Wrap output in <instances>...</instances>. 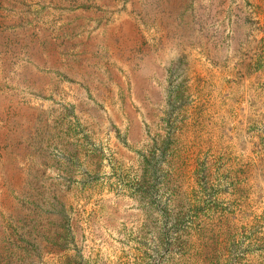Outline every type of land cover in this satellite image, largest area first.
I'll list each match as a JSON object with an SVG mask.
<instances>
[{"label": "rangeland", "instance_id": "1", "mask_svg": "<svg viewBox=\"0 0 264 264\" xmlns=\"http://www.w3.org/2000/svg\"><path fill=\"white\" fill-rule=\"evenodd\" d=\"M0 264H264V0H0Z\"/></svg>", "mask_w": 264, "mask_h": 264}]
</instances>
